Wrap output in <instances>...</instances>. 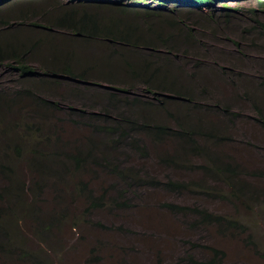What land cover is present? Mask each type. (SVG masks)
I'll use <instances>...</instances> for the list:
<instances>
[{
	"label": "trees",
	"instance_id": "16d2710c",
	"mask_svg": "<svg viewBox=\"0 0 264 264\" xmlns=\"http://www.w3.org/2000/svg\"><path fill=\"white\" fill-rule=\"evenodd\" d=\"M53 1L22 0L0 10V65L14 70L20 84L14 90H0V177L9 181L0 186V253L6 257L16 254L31 264L43 263L28 250H17L11 245V228L24 215L22 211L16 213L15 205L21 204L28 189L40 185L39 179L19 183L12 179L16 159L25 160L41 179L52 178L60 183L67 175L76 174L71 179L74 192L84 197L86 213L103 207L111 211L128 207L129 200H133L131 195L148 188L170 192L200 189L205 195L243 206L264 204V189L249 187L248 181L241 178L242 164L219 148L222 143L253 146L260 138L255 134L235 138L230 130L240 109L217 100L201 76L204 61L210 55L217 66L215 71L247 102L252 125L264 129V69L248 70L245 64L249 59L245 48L264 41V19L254 14L253 8L247 9V18L241 22L231 14L217 19L214 13L152 9L142 15L124 13L133 21L117 23L123 18L112 20L89 8L49 13L44 6ZM259 6L264 8V2L260 1ZM36 15L41 16L42 24L33 20ZM140 21H146L145 25ZM35 25L42 31L35 30ZM52 29L65 30L71 38L57 39L59 35L47 33ZM227 29L235 31L233 39ZM223 35L234 42L235 51L243 60L222 53L225 49L221 46L216 54L210 52V43ZM92 45L105 54L101 55V59L105 58L101 64L93 56L89 61L80 54ZM91 71L95 74L90 75ZM249 72L256 80L248 77ZM64 78L93 82L102 88L101 94L96 93L104 101L98 104L80 100L84 106H62L44 88L56 86ZM254 81L257 86H253ZM135 84L150 92L170 121L152 116L149 110L157 108L152 101L134 95L117 96L118 92L132 91ZM72 86V90L79 91L81 85ZM170 101L177 103L176 111L166 105ZM57 112L68 119L72 117L75 124L88 126L91 135L84 137V144L77 142L69 148L70 144L61 142L60 133L53 130L55 125L49 127ZM127 153L141 159L153 154L156 164L177 173L183 170L200 176L175 174L162 179L138 162L125 160ZM77 172L91 177L77 180ZM245 175L264 177V166ZM93 178L99 180L100 190L90 184ZM211 184H221L223 190ZM164 206L175 214L191 215L188 227L212 224L223 232L241 228L238 218L207 207L173 201H165ZM55 219L45 228L50 229ZM96 222L102 226L99 220ZM210 249L212 254L206 264H225L224 250L213 246ZM158 264H162L161 260Z\"/></svg>",
	"mask_w": 264,
	"mask_h": 264
},
{
	"label": "rangeland",
	"instance_id": "374dc122",
	"mask_svg": "<svg viewBox=\"0 0 264 264\" xmlns=\"http://www.w3.org/2000/svg\"><path fill=\"white\" fill-rule=\"evenodd\" d=\"M72 1L74 0H54L51 2L52 5L44 7L48 8L49 13H55L57 9L61 8H77L78 6ZM125 1L129 2V0L105 2L110 6H119ZM132 1H142L146 5L160 6L159 1ZM260 1L264 2V0H226L224 1L226 7H222V3L217 4L216 2L211 5L202 4L200 7L202 11H212L218 17L217 19L224 18V14H231L233 18H240L239 22H241V20H246L247 17L244 14L249 8H253L256 11L254 14L264 19V8L259 6ZM192 9L200 12L198 8ZM41 19L40 15H36L33 20L42 24ZM145 22L140 21L139 23L145 25ZM33 28L42 31L38 25ZM230 30L227 29L233 39L236 33ZM60 31L62 32L58 33ZM47 33L51 36L59 35L57 39L71 38L69 32L65 30L56 29L54 31L52 29ZM257 42V46L245 48V53L249 55V59L245 60L246 63H244L246 69L252 71L255 68L264 69L262 64L264 62V41L262 43ZM259 45L262 46L259 48ZM218 46L225 49L222 53H229L231 57L237 56L243 60V57L241 58L235 51L236 45L229 37L223 35L212 41L210 52L216 54ZM80 54H84L89 61L93 56L100 64L105 59H101V55L104 54L101 48L98 46L95 48L94 45ZM204 62L201 76H203L206 86L213 92L214 97L217 100L230 103L237 110L240 109L239 116L234 119V126L231 127L230 132L235 134V138L239 140L250 134H255L260 138L257 143H252L253 146H248L246 143H230V145L229 143H222L219 148L228 151L233 159L242 164L241 178L248 181L249 187L264 189L263 176L248 177L245 175L251 170L259 169L260 165L264 166V154L262 153L264 152V129L259 125H252V120L249 118L251 112L247 102L243 101L244 98L240 96L239 92L234 91L228 80L223 79V76L215 71L217 66L211 61L210 55ZM209 68L213 69V72H210ZM89 73L90 75L95 74L94 71ZM117 76L118 74L115 77ZM248 77L256 80L250 72ZM88 82L64 78L59 80L56 86L52 85L49 89L44 88V91L54 99L60 100L62 106L70 105V103L77 107L84 106L85 103H80L81 101L99 104L98 101L104 98L100 95L102 92L99 91L102 88L93 82ZM73 84L81 85L78 86L79 91L72 90ZM19 85L18 74L10 67L0 65V90H14ZM135 86L127 94L118 92L117 96L119 98L138 96L142 100L152 101L156 108L158 101L153 99L150 92L146 91L143 85L135 84ZM253 86H257V81L253 82ZM59 97H63V99ZM69 99L79 100L70 101ZM176 104L174 101H170L166 105L170 106V110L176 111ZM149 112L155 119L170 121L166 113L158 107L156 109L151 107ZM58 114L57 112L56 118L50 119L49 127L55 125L53 130L60 133L61 142L70 144L69 148L77 145V142L84 144V137L91 135L88 126L80 123L75 124L71 120L72 117L68 119L67 116ZM125 160L138 162L144 166V169L147 168L150 173L156 174L162 179L165 175L174 176L175 174L200 176L196 172L190 173L183 170L177 173L166 166L156 164L153 154L141 159L137 155L127 153ZM13 163L15 168L12 179L14 181L19 183L23 180L39 179L40 185L37 189H28L22 196L21 204L15 205L16 213L19 214L22 211L24 215L11 228V239H13L11 245L17 250L20 248L28 250L41 259L43 263L40 264H158L159 260L162 264H206V260L212 254L211 246L224 250L223 262L225 264H264V204L262 203H249V205L243 206L237 202L231 203L229 200L220 199L216 195H205L200 189L197 191L170 192L148 188L146 192L142 189L140 192L131 195L130 199L133 200H129L128 207L113 211L109 210L108 207H103L86 213L84 197L76 194V191L74 192V182L71 179L76 174L74 176L67 175L64 181L58 183L52 178L44 177L41 179L37 172L28 167L25 160L16 159L13 160ZM77 174L79 175L78 172ZM89 177L91 176L79 175L77 180ZM102 179L106 181L107 177L103 176ZM98 181L93 178L90 184L100 190ZM4 184L8 185L9 181L0 177V186ZM211 185L223 190L221 184ZM27 186L32 187V185ZM165 201L207 207L211 211L225 213L228 216L238 218L241 228L223 232L217 230L216 226L212 224L202 226L199 223L197 227H188L192 222L191 215L181 216L168 211L164 206ZM53 218L56 219L50 229H46V224L50 223ZM97 220L102 223V226L97 224ZM187 254H190V257H185ZM0 264L31 263L25 258L18 259L16 254L6 257L0 253Z\"/></svg>",
	"mask_w": 264,
	"mask_h": 264
},
{
	"label": "clouds",
	"instance_id": "9594fccd",
	"mask_svg": "<svg viewBox=\"0 0 264 264\" xmlns=\"http://www.w3.org/2000/svg\"><path fill=\"white\" fill-rule=\"evenodd\" d=\"M22 0H0V10H3L13 4L19 3ZM44 1V0H42ZM105 1H117V0H74L72 2H75V5L78 6L77 8H84V9H93L94 11H100L103 14H107L106 16L109 19L116 20L117 18L121 17L122 20H116L117 23H122L126 21H133L131 19L132 17L128 18V15L124 13H130V14H143L145 11L152 10V9H161L165 12H199L196 10H193L192 8H198L200 12L203 13H213L202 11L201 5L202 4H213V3H222V7H226V4H224L226 0H148L149 2H155L159 1L160 6L157 5H146L142 1H132L129 0V2L125 1L123 3H120L119 6H110ZM237 1V0H232ZM104 2V3H101ZM142 2V3H141ZM221 7V6H220ZM229 8V7H228ZM76 9V8H74ZM58 10H64V8L57 9L55 11L58 12ZM122 12V13H121Z\"/></svg>",
	"mask_w": 264,
	"mask_h": 264
},
{
	"label": "bare ground",
	"instance_id": "6f19581e",
	"mask_svg": "<svg viewBox=\"0 0 264 264\" xmlns=\"http://www.w3.org/2000/svg\"><path fill=\"white\" fill-rule=\"evenodd\" d=\"M258 1V0H257Z\"/></svg>",
	"mask_w": 264,
	"mask_h": 264
}]
</instances>
